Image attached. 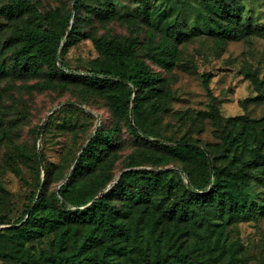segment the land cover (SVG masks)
Wrapping results in <instances>:
<instances>
[{
	"label": "rangeland",
	"instance_id": "374dc122",
	"mask_svg": "<svg viewBox=\"0 0 264 264\" xmlns=\"http://www.w3.org/2000/svg\"><path fill=\"white\" fill-rule=\"evenodd\" d=\"M73 5L0 0V264H68L74 244L78 249L92 232L105 243L86 256H106L111 264H142L147 257L171 264L177 251L189 257L180 264H264V160L252 161L264 156V0H82L77 17ZM70 14L76 34L67 44L64 38L59 68L26 72L14 65L17 34L69 35ZM99 38L134 41L126 62L154 75L153 86L131 95L136 112L126 109L124 87L85 79L120 70L98 53ZM135 117L147 139L131 130ZM96 135L87 166L75 170ZM183 140L211 153L212 180L214 165L222 182L231 179L230 169L247 171L244 212L229 215L211 196L195 202L186 171L203 183L204 169L156 145L176 147ZM38 184L45 202L40 213L53 216L72 207L71 200L97 199L116 185L105 202L127 237L117 244L103 225L66 222L23 241L14 228ZM181 200L196 210L181 215Z\"/></svg>",
	"mask_w": 264,
	"mask_h": 264
},
{
	"label": "trees",
	"instance_id": "16d2710c",
	"mask_svg": "<svg viewBox=\"0 0 264 264\" xmlns=\"http://www.w3.org/2000/svg\"><path fill=\"white\" fill-rule=\"evenodd\" d=\"M74 5V15L70 14L66 18L65 26L70 28V34L65 33L59 34L55 32H41L32 29H25L21 31L14 37V41H18L21 46L14 53V65L21 71H29L35 66H43L46 68H59L60 56L63 50V40L66 38V44L74 39V34H76L75 23L72 20L73 17H77L80 11V5L82 0H72ZM73 24V25H72ZM218 28L224 34H229L232 36L231 31H229L225 26L219 25ZM95 48L98 53L116 62L120 70L117 74H113L110 71H102L99 75H94L90 78H85L91 83H96L97 85H111V86H122L128 93L126 95V109L133 107L134 112L137 111L138 107L136 103L130 100L131 95L137 94L138 91L143 90L147 87H151L155 83L154 75L146 69L142 64H130L126 62L125 59L131 58L133 56V50L135 48V42L128 40L124 44H117L114 41H106L103 39H95ZM16 68V69H17ZM102 77H99V76ZM132 89V91H131ZM137 98V96L135 97ZM134 125L130 128L134 134L148 138L147 129L142 120L137 117L134 118ZM98 135L91 140L83 154L78 158L75 170L79 166H87L85 164V156L90 153V151L95 147ZM156 145L162 147L173 154L174 157L182 161L195 162L201 165L204 169V182L196 181L192 176V173L186 171L189 176L191 189L189 193L195 199V202L200 200H206L205 196H211L214 201L218 202L220 208L227 207L228 214L236 213L239 211H245L249 202L250 197L244 187V182L247 180L249 175L247 171H228L230 180L227 182L221 180L222 172L217 166H213V178L210 172V158L214 162V158L205 149H200L188 141H181L176 147H169L166 144L156 142ZM211 155V157L209 156ZM264 160L263 155H255L252 159L253 162ZM127 176H136V172H130L126 174ZM126 175L122 181L126 182ZM72 174L70 175L68 181L60 187L59 195L64 196L67 187L69 185ZM154 178H159V175H155ZM156 179V180H157ZM229 185H232L230 187ZM41 184H38L36 191L31 195L30 207L24 213V217L18 222L19 226L14 228L15 235L21 238L23 241L29 242L35 239H39L44 236L45 233L57 228L60 224H66V222H80L82 224H92L94 226L103 225L106 235L111 238V240H116L117 238L127 237V231L122 225L116 223L114 218V212L111 207H109L105 202V197L115 188L114 185L108 188L105 193L99 198L95 199L97 194H92L90 197L79 201L77 199L71 200L70 208H63L58 215H42L40 213V208L44 206V192L41 189ZM207 189H209L208 194H203ZM203 192V193H201ZM90 204L89 206H87ZM184 205V206H183ZM186 205V208H185ZM87 206V207H85ZM180 208L181 215L187 216L189 211L194 212L196 210V205H193L190 200H181L177 203ZM76 207V210L72 209ZM85 207L83 209H80ZM188 207V208H187ZM188 210V211H187ZM254 210L252 205H249V213H253ZM120 240H116L118 244ZM105 243L104 235H96L94 232L88 233L86 239L83 241L82 246L78 249L74 244V250L70 253L67 259L68 264H111L107 261V257H98L96 254L91 257L86 256V252L89 251L95 245H103ZM95 252V251H93ZM171 264H180L188 262V256L182 251H177L172 254ZM142 264H158L150 258H145Z\"/></svg>",
	"mask_w": 264,
	"mask_h": 264
},
{
	"label": "water",
	"instance_id": "95a60500",
	"mask_svg": "<svg viewBox=\"0 0 264 264\" xmlns=\"http://www.w3.org/2000/svg\"><path fill=\"white\" fill-rule=\"evenodd\" d=\"M110 187H112V185H111ZM110 187H109V188H110Z\"/></svg>",
	"mask_w": 264,
	"mask_h": 264
}]
</instances>
